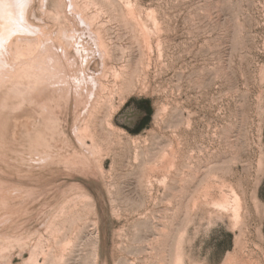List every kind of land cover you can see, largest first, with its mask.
<instances>
[{"label":"rangeland","instance_id":"374dc122","mask_svg":"<svg viewBox=\"0 0 264 264\" xmlns=\"http://www.w3.org/2000/svg\"><path fill=\"white\" fill-rule=\"evenodd\" d=\"M81 1L96 22L86 34L103 35L122 76L102 78L107 97L84 139L93 153L72 133L85 88L59 108L49 160L0 144V234L41 229L75 197L57 242L45 234V264H173L179 250L183 264H264V0ZM48 7L54 26L82 31L66 1ZM22 74L6 56L0 98ZM231 190L237 224L213 204ZM29 258L17 249L12 260Z\"/></svg>","mask_w":264,"mask_h":264},{"label":"bare ground","instance_id":"6f19581e","mask_svg":"<svg viewBox=\"0 0 264 264\" xmlns=\"http://www.w3.org/2000/svg\"><path fill=\"white\" fill-rule=\"evenodd\" d=\"M64 1L68 4L70 14L83 24L82 31L73 26L68 28L64 23L58 27L50 23L48 0H0V75L6 56L17 62L23 73L20 82L0 98V144L15 152V155L49 160L53 142L64 133L59 108L80 100L82 92L79 90L82 88L89 92L88 99L84 101V112L79 116L80 124H75L72 133L80 146L93 153L84 139L89 134L93 137L90 123L107 97L102 78L110 73L115 80L122 76L120 70H110L107 60L111 57V51L103 35L98 31L96 40L86 34L85 30L92 29L96 24L94 18L87 19V5L81 0ZM7 19H10L9 24L4 23ZM48 45L55 50L54 57L40 58ZM98 59L101 70L94 72L92 66ZM96 160L99 162L98 158ZM78 197L82 198L81 195ZM74 204L75 197L65 201L48 217L41 229L25 236L16 239L0 234V264H13V253L17 249L29 250L27 264H45L48 259V252L44 250L45 234H48V239L57 242L56 224L66 214L65 209H71ZM213 204L219 210L230 212L235 224L239 222L241 198L234 190H231L230 195L217 198ZM70 243L71 240L65 242L63 250ZM40 254L43 255V262L38 257ZM173 264H183L180 250Z\"/></svg>","mask_w":264,"mask_h":264}]
</instances>
